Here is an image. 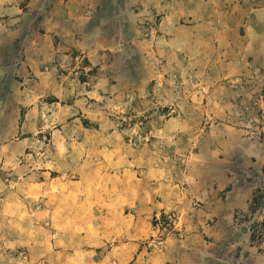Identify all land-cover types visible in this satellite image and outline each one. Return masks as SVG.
I'll list each match as a JSON object with an SVG mask.
<instances>
[{
  "label": "rangeland",
  "instance_id": "rangeland-1",
  "mask_svg": "<svg viewBox=\"0 0 264 264\" xmlns=\"http://www.w3.org/2000/svg\"><path fill=\"white\" fill-rule=\"evenodd\" d=\"M264 0H0V264H264Z\"/></svg>",
  "mask_w": 264,
  "mask_h": 264
},
{
  "label": "trees",
  "instance_id": "trees-1",
  "mask_svg": "<svg viewBox=\"0 0 264 264\" xmlns=\"http://www.w3.org/2000/svg\"><path fill=\"white\" fill-rule=\"evenodd\" d=\"M259 209H264V192L259 189L254 194L253 200L251 202V211L256 213ZM258 228L253 231V239L264 238V220L263 222L257 223Z\"/></svg>",
  "mask_w": 264,
  "mask_h": 264
}]
</instances>
